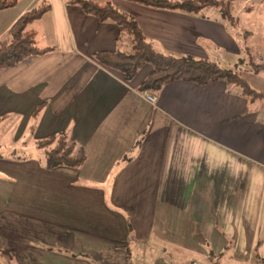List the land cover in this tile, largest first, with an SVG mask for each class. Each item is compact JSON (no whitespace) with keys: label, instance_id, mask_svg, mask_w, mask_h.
<instances>
[{"label":"crops","instance_id":"obj_1","mask_svg":"<svg viewBox=\"0 0 264 264\" xmlns=\"http://www.w3.org/2000/svg\"><path fill=\"white\" fill-rule=\"evenodd\" d=\"M110 1L158 50L222 66L240 62L252 34L214 8ZM41 2L28 28L53 49L0 69V121L12 116L17 131L0 153V248L11 251L0 264H264V98L175 80L147 100L150 66L127 80L100 64L118 27L71 0L0 10V40ZM57 132L82 146L79 166L43 165L36 141Z\"/></svg>","mask_w":264,"mask_h":264},{"label":"trees","instance_id":"obj_2","mask_svg":"<svg viewBox=\"0 0 264 264\" xmlns=\"http://www.w3.org/2000/svg\"><path fill=\"white\" fill-rule=\"evenodd\" d=\"M19 0H0V10L13 7ZM83 11L95 15L99 20H109L118 27L115 51H98L95 59L105 67L118 70L127 80L132 79L145 64L150 66L147 75L140 81L138 89L157 93L161 87L175 80L190 81L197 85H206L223 81L241 87L243 95L250 99L264 98V91L250 87L241 76L240 70L220 65L209 58L195 57L190 54H175L158 50L153 41L146 38L135 19L128 13L118 10L110 0H71ZM154 8L179 10L191 14L203 15L215 8L221 18L231 26L238 27L239 21L230 12L233 0H131ZM49 5L41 2L23 13L0 40V69L29 64L37 57L53 49L37 45L29 24L38 19ZM247 33V31L245 32ZM244 34V32H243ZM246 49V47H245ZM253 73L264 71V64H253ZM42 151V163L46 168L57 166H79L85 153L82 146L68 138L64 132L47 135L36 141ZM19 158V157H18ZM0 252L11 256L10 250L0 248Z\"/></svg>","mask_w":264,"mask_h":264},{"label":"rangeland","instance_id":"obj_3","mask_svg":"<svg viewBox=\"0 0 264 264\" xmlns=\"http://www.w3.org/2000/svg\"><path fill=\"white\" fill-rule=\"evenodd\" d=\"M230 7L231 14L238 18V27L242 30L248 29L252 34L243 37L246 40V49L240 55V62L237 60L235 66L230 64L228 67L240 70L241 76L250 87L264 91V71L253 73L251 70L253 64H264V0H233ZM225 22L229 24L228 21ZM15 122L12 116L0 121V153L4 150L11 155L14 151L11 148L16 143ZM2 143L9 146L4 148ZM40 153L43 154L42 151Z\"/></svg>","mask_w":264,"mask_h":264},{"label":"built area","instance_id":"obj_4","mask_svg":"<svg viewBox=\"0 0 264 264\" xmlns=\"http://www.w3.org/2000/svg\"><path fill=\"white\" fill-rule=\"evenodd\" d=\"M145 97L151 102H155V96L150 92H145ZM188 264H203L201 261L193 259Z\"/></svg>","mask_w":264,"mask_h":264}]
</instances>
